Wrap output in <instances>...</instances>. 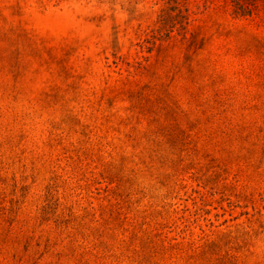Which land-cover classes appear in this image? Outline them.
I'll use <instances>...</instances> for the list:
<instances>
[{"label": "rangeland", "instance_id": "rangeland-1", "mask_svg": "<svg viewBox=\"0 0 264 264\" xmlns=\"http://www.w3.org/2000/svg\"><path fill=\"white\" fill-rule=\"evenodd\" d=\"M0 264H264V0H0Z\"/></svg>", "mask_w": 264, "mask_h": 264}]
</instances>
